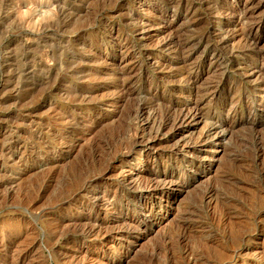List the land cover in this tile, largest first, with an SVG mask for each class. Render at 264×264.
Returning a JSON list of instances; mask_svg holds the SVG:
<instances>
[{"label":"rangeland","instance_id":"rangeland-1","mask_svg":"<svg viewBox=\"0 0 264 264\" xmlns=\"http://www.w3.org/2000/svg\"><path fill=\"white\" fill-rule=\"evenodd\" d=\"M179 7L169 0H0V264H264V92L241 75L236 64L247 58L221 54L223 64L209 74L215 94L205 108L233 113L217 151H196L190 163L186 154L170 156L172 141L132 146L137 106L167 96L161 91L169 77L155 61L172 55L148 33L161 27L165 11L184 39L214 25L207 7L197 8L195 26ZM122 54L128 57L119 64ZM206 57L201 46L192 60ZM154 172H172L178 182L152 194L160 191L151 185Z\"/></svg>","mask_w":264,"mask_h":264},{"label":"bare ground","instance_id":"bare-ground-1","mask_svg":"<svg viewBox=\"0 0 264 264\" xmlns=\"http://www.w3.org/2000/svg\"><path fill=\"white\" fill-rule=\"evenodd\" d=\"M6 1V0H5ZM176 2L177 6L184 10L183 17L186 18L188 25L195 26L200 21L201 18L198 15L197 8L200 6H205L209 10L211 18H213V26L206 29L197 39L195 38H181L180 32L173 30V25L171 21L165 19L166 15L169 14V11H165L163 16L161 17L162 25L157 30H154L152 33H148L149 36L154 41V47L156 49L161 50L172 55V59L169 60L166 58H159L155 61V66L160 71H164V74L169 77V80L165 79L167 83L163 85L161 93L167 96H163L161 98H157L156 95L149 96L152 98L150 101H142L137 106L135 112L136 124L134 123V129L132 131V146L143 144L145 147H149L154 145V143L160 142H169L172 141L170 145L169 152L170 156L174 155L178 157L179 155L186 154L189 157V162H193L192 157L196 155V151L201 152L206 147L210 146L215 151H217V146L220 145L222 140L229 133L232 124L229 120V117L233 115L231 114V109L229 108L225 113H221V115H217L215 112L210 110V108H205V104L212 99L215 94V85L212 79L209 77V74L219 68L221 64V54H227L232 57L242 56L248 59V63L245 65H238V69L241 70V75L244 76L247 80L250 81L253 85L252 87L258 89L259 92H264V47L261 46V42L264 41V34L260 33L261 24L264 20V15L259 13V9L262 6L264 0H169V3ZM5 3V2H4ZM7 3V2H6ZM36 3V2H35ZM167 3V2H166ZM32 4V3H31ZM34 4V3H33ZM38 4V3H37ZM56 4V3H55ZM57 5V4H56ZM73 6V5H72ZM170 5H168L169 7ZM35 7V6H34ZM40 7V6H39ZM163 7V6H162ZM173 7V8H172ZM172 9L175 7L172 5ZM179 7V8H180ZM33 8V7H32ZM204 8V7H201ZM30 9V8H29ZM164 9V8H163ZM176 10V9H174ZM181 10V9H180ZM207 10V11H208ZM159 11V10H158ZM173 11V10H172ZM206 11V12H207ZM181 12V11H180ZM204 12V11H203ZM262 12V11H261ZM149 13V12H147ZM264 13V11H263ZM151 14V11H150ZM177 12H173V16H176ZM2 15V14H1ZM206 15V14H205ZM11 17V16H10ZM168 17V16H167ZM40 18V17H39ZM43 18V17H41ZM51 18V16L49 17ZM48 18V20H49ZM156 18V17H155ZM178 18V17H177ZM210 18V19H211ZM45 19V18H44ZM43 19V20H44ZM148 19V17H147ZM160 19V18H159ZM21 20V19H20ZM151 20V19H150ZM184 20V19H183ZM181 20V21H183ZM208 20V19H207ZM141 21V20H140ZM211 21V20H210ZM209 21V22H210ZM22 22V21H20ZM18 20V23H20ZM143 23H146L142 21ZM141 22V23H142ZM17 23V22H16ZM24 23V22H23ZM28 23V21H27ZM39 23V22H38ZM46 23V22H45ZM160 22H158L159 24ZM21 24V23H20ZM47 24V23H46ZM138 24V23H137ZM207 24V22L205 23ZM22 25V24H21ZM24 25V24H23ZM37 25V24H36ZM142 25V24H141ZM150 26V24H148ZM175 25V24H174ZM180 25V24H179ZM202 25V24H201ZM200 25V26H201ZM204 25V24H203ZM41 26V24H40ZM43 26V24H42ZM41 26V27H42ZM160 26V25H159ZM208 26V25H207ZM206 26V27H207ZM44 27V26H43ZM47 27V26H45ZM141 27V26H140ZM158 27V26H157ZM19 28V27H18ZM22 29L24 28L21 27ZM146 28V27H145ZM152 28V27H151ZM20 29V28H19ZM41 29V28H40ZM178 29V28H177ZM200 29V28H199ZM21 30V29H20ZM24 30V29H23ZM22 30V31H23ZM27 30V29H26ZM62 30V29H61ZM141 31V29L139 30ZM138 31V32H139ZM147 31V30H145ZM153 31V30H152ZM16 32V31H15ZM95 32V31H94ZM199 32V30H198ZM25 34V33H24ZM49 34V33H48ZM29 36V35H28ZM91 36V34H90ZM143 36V35H142ZM94 37V36H93ZM184 37V36H183ZM22 38V37H21ZM57 38V37H56ZM124 38V37H123ZM30 39V38H29ZM32 41L34 38H31ZM141 39V38H140ZM119 40V39H118ZM30 41V40H28ZM27 42V41H26ZM125 42V41H124ZM122 42V45L123 43ZM151 42V40H150ZM36 43V41L34 42ZM111 43V42H110ZM119 43V42H118ZM139 43V42H138ZM146 43V42H145ZM29 44V43H28ZM33 44V43H32ZM49 44V43H48ZM121 44V43H120ZM24 45V44H23ZM37 45V44H36ZM51 45V44H50ZM109 45V44H108ZM147 45V44H146ZM263 45V44H262ZM203 46V51L208 52L209 57L205 59L192 60L194 54ZM29 47V46H27ZM33 47V45H32ZM91 47V46H90ZM127 47V46H126ZM149 47V45H148ZM25 48V47H24ZM31 48V47H30ZM29 48V49H30ZM86 48V47H85ZM113 48V47H112ZM116 48V47H115ZM82 49V48H81ZM87 49V48H86ZM89 49V48H88ZM107 49V48H106ZM119 49V48H118ZM7 50V49H6ZM10 50V49H8ZM19 50V49H18ZM117 50V49H116ZM202 50V49H200ZM25 51V50H24ZM27 51V50H26ZM32 51V50H31ZM85 51V50H84ZM91 50H89L90 52ZM155 51V50H154ZM10 52V51H9ZM12 52V51H11ZM15 52V51H14ZM29 52V51H28ZM34 52V51H33ZM32 52V53H33ZM92 52V51H91ZM94 52V51H93ZM121 52V51H120ZM128 52V51H127ZM202 52V51H201ZM88 53V52H87ZM200 53V52H199ZM10 54V53H9ZM12 54V53H11ZM14 54V53H13ZM24 54V53H23ZM204 55L203 53H201ZM8 55V54H7ZM17 54L15 53V56ZM32 55V54H30ZM118 55V54H117ZM197 55H199L197 53ZM201 55V56H202ZM15 56H13L15 58ZM25 56V55H24ZM28 56V54H27ZM226 56V55H225ZM17 57V56H16ZM22 57V55H21ZM31 57V56H30ZM45 57V56H44ZM128 56L122 54L119 56L118 63L124 64L126 58ZM204 57V56H203ZM241 59V58H240ZM30 60V58H29ZM223 60V59H222ZM230 60V59H229ZM46 61V60H45ZM104 61V60H103ZM228 62V61H227ZM233 62V61H232ZM4 63V62H3ZM32 63V62H31ZM48 63V61H47ZM103 63V62H102ZM109 63V62H108ZM229 63V62H228ZM107 65V64H106ZM111 65V64H110ZM232 65V64H231ZM30 66V65H29ZM33 66V65H32ZM206 66V67H205ZM49 67V66H48ZM106 67V66H105ZM109 67V66H108ZM17 68V67H16ZM113 70V68H111ZM223 69V68H222ZM31 70V69H30ZM19 71V70H18ZM230 70H228L229 72ZM239 72V71H238ZM15 73V72H14ZM27 73V72H26ZM93 73V72H92ZM121 73V72H120ZM226 73V72H225ZM47 74V73H46ZM89 74V73H87ZM213 74V72H212ZM95 75V74H94ZM117 75V74H116ZM221 75V74H220ZM239 75V74H237ZM233 76V75H232ZM236 76V75H235ZM89 77V76H88ZM87 77V78H88ZM92 77V75H91ZM90 77V78H91ZM98 77V76H97ZM115 77V76H114ZM237 77V76H236ZM239 77V76H238ZM241 77V76H240ZM239 77V78H240ZM238 78V79H239ZM92 79V78H91ZM94 79V78H93ZM118 79V78H117ZM160 79V78H159ZM218 79V78H216ZM48 81V80H47ZM112 81V79H111ZM238 82V81H237ZM51 83V82H50ZM163 83V82H162ZM111 84V83H110ZM126 84V83H125ZM158 84V83H157ZM218 84V81H217ZM228 84V83H227ZM237 84V83H236ZM248 84V83H247ZM250 84V83H249ZM250 84V85H251ZM119 85V84H118ZM245 85V84H244ZM243 85V87H244ZM45 86V85H44ZM43 87V86H42ZM116 87V86H115ZM129 87V86H128ZM237 87V86H236ZM113 88V87H112ZM251 88V87H250ZM229 89V88H228ZM234 89V88H233ZM247 89V88H246ZM152 90V89H151ZM223 90V89H222ZM230 90V89H229ZM228 90V91H229ZM249 90V89H248ZM112 91V90H109ZM116 91V90H115ZM239 91V90H238ZM257 91V90H255ZM103 92V91H102ZM114 92V91H113ZM219 92V91H218ZM224 92V91H223ZM237 92V91H236ZM254 92V91H253ZM108 93V92H107ZM111 93V92H109ZM255 93V92H254ZM258 93V92H257ZM128 94V93H127ZM218 94V93H217ZM236 94V93H235ZM252 94V93H251ZM250 94V95H251ZM112 95V94H111ZM118 95V94H117ZM125 95V94H124ZM234 95V94H233ZM249 95V97H250ZM256 95V93H255ZM120 96V95H119ZM126 96V95H125ZM224 96V95H223ZM238 96V95H237ZM260 96V95H259ZM262 98L264 97V93H262ZM69 97V96H68ZM115 97V96H114ZM124 97V96H123ZM148 97V96H147ZM148 97V98H149ZM232 97V96H231ZM239 97V96H238ZM248 97V96H247ZM146 98V97H145ZM235 98V97H234ZM256 98V97H255ZM110 99V98H109ZM239 99V98H238ZM251 99V98H250ZM105 100V99H104ZM242 100V99H241ZM245 100V99H244ZM248 100V99H246ZM255 100V99H254ZM184 101V102H182ZM212 101V100H211ZM214 101V100H213ZM240 101V100H239ZM253 101V100H252ZM262 101V100H261ZM247 102V101H246ZM250 102V101H249ZM254 102V101H253ZM225 103V102H224ZM255 103V102H254ZM209 104V103H208ZM207 104V106H208ZM233 104V103H232ZM236 104V103H235ZM259 104V103H258ZM120 105V104H118ZM212 105V104H211ZM247 105V104H246ZM252 105V104H250ZM249 105V106H250ZM262 105V104H261ZM112 106V105H111ZM216 106V105H215ZM229 106V105H228ZM231 106V104H230ZM254 106V105H253ZM212 107V106H211ZM247 107V106H246ZM235 108V107H234ZM239 108V107H238ZM119 110V109H118ZM252 110V109H251ZM236 113V112H235ZM255 114V112L253 113ZM249 115V114H248ZM250 118V117H249ZM248 118V119H249ZM234 119V118H233ZM232 121V120H231ZM250 121V120H249ZM234 122V121H233ZM252 122V121H251ZM198 125L202 123V126H199V130L196 132L190 130L189 133L186 126L191 124ZM252 125V124H251ZM133 126V125H132ZM253 127V126H252ZM35 131V130H34ZM71 131V130H70ZM178 135H180L178 137ZM229 135V134H228ZM12 136V135H11ZM71 136V135H70ZM54 137V136H53ZM130 137V136H129ZM261 139L259 136L256 137ZM70 139V138H69ZM263 139V138H262ZM66 142V141H65ZM73 142V141H72ZM258 142V141H257ZM255 142V143H257ZM261 142V141H260ZM264 142V141H263ZM67 143V142H66ZM69 143V142H68ZM109 143V142H108ZM254 143V144H255ZM65 144V143H64ZM168 144V143H167ZM31 145V144H30ZM66 145V144H65ZM74 145V144H73ZM130 145V144H129ZM162 145V144H161ZM257 145V144H256ZM259 145V144H258ZM262 145V144H261ZM76 146V144H75ZM157 146V145H156ZM155 146V147H156ZM166 146V145H165ZM255 146V145H254ZM264 146V145H263ZM262 146V147H263ZM72 147V146H71ZM99 148V145H98ZM123 148V147H122ZM127 148H130L127 146ZM134 148V147H133ZM139 148V147H138ZM136 148V149H138ZM159 148V147H158ZM96 149V148H95ZM125 149V148H124ZM146 149V148H145ZM151 149V147H150ZM153 149V148H152ZM156 149V148H155ZM258 149V147H257ZM261 149V148H260ZM64 150V149H63ZM127 150V149H126ZM135 150V148H134ZM255 150V148H254ZM68 151V150H66ZM132 151V150H131ZM261 153V150H259ZM65 152V151H64ZM120 152V151H119ZM118 152V153H119ZM124 153V150H122ZM121 152V153H122ZM130 152V151H129ZM128 153V152H127ZM255 153V152H254ZM67 154V153H66ZM94 154V153H93ZM160 154V153H159ZM167 154V153H166ZM257 154V153H256ZM264 154V153H262ZM198 155V154H197ZM258 155V154H257ZM151 156V155H150ZM159 156V155H158ZM184 156V155H183ZM208 156V155H207ZM122 157V156H121ZM162 157V156H161ZM169 157V156H168ZM206 157V155H205ZM254 157V156H253ZM253 157L251 159H253ZM257 157V156H255ZM118 158V157H117ZM173 158V157H172ZM175 158V157H174ZM209 158V157H208ZM13 159V158H12ZM196 159V158H195ZM199 159V158H198ZM207 159V158H206ZM261 159V158H260ZM121 160V159H120ZM128 160V159H127ZM213 160V159H212ZM103 161V160H102ZM140 161V160H139ZM143 161V160H142ZM157 161V160H156ZM164 161V160H163ZM168 161V160H167ZM256 161V160H255ZM262 161V160H261ZM260 161V162H261ZM264 161V160H263ZM158 162V161H157ZM160 162V161H159ZM180 162V161H179ZM200 162V161H199ZM234 162V161H233ZM258 162V161H256ZM122 163V162H121ZM163 163V162H162ZM167 163V162H166ZM170 163V162H169ZM209 163V162H208ZM155 164V163H154ZM196 164V162H195ZM178 165V164H177ZM204 165V164H203ZM182 166V165H180ZM149 167V166H148ZM167 167V166H166ZM173 167V166H172ZM176 167V165H175ZM204 167V166H203ZM249 168V167H248ZM147 169V168H146ZM124 170V169H123ZM126 170V169H125ZM204 170V169H203ZM119 171V170H118ZM131 171V170H130ZM158 171V170H157ZM121 172V170H120ZM246 172V171H245ZM125 173V172H124ZM128 173V172H127ZM130 174V173H129ZM116 175V174H115ZM140 175V174H139ZM121 176V174H120ZM148 176V175H146ZM151 180L153 183L151 185L152 188L160 190L159 192L153 191L152 194H157L160 192H164L171 188V186L175 183V179H173L172 172H161L152 174ZM125 177V176H124ZM138 177L137 175L135 176ZM142 177V176H141ZM144 177V176H143ZM142 177V178H143ZM230 177V176H229ZM132 178V177H131ZM140 178V177H139ZM146 178V177H144ZM125 179V178H124ZM134 180V177L132 178ZM130 179V180H132ZM138 179V178H137ZM150 179V178H148ZM232 179V178H231ZM132 180V181H133ZM81 181V180H80ZM97 181V180H96ZM127 181V180H126ZM147 181V180H146ZM230 181V180H229ZM234 181V179H233ZM260 181V180H259ZM135 182V181H134ZM133 182V183H134ZM137 182V181H136ZM135 182V183H136ZM140 182V181H138ZM144 183V180L142 181ZM180 182V181H179ZM236 182V179L234 183ZM238 182V180H237ZM236 182V184H237ZM240 182V181H239ZM127 183V182H126ZM131 183V182H130ZM129 183V184H130ZM131 183V184H133ZM146 183V182H145ZM150 183V182H149ZM87 185V184H86ZM89 185V184H88ZM136 185V184H135ZM138 185V183H137ZM136 185V186H137ZM142 185V183H141ZM149 185V184H147ZM150 185V186H151ZM246 185V184H245ZM149 186V188H150ZM240 186V185H239ZM238 186V187H239ZM247 186V185H246ZM90 187V186H89ZM233 187V186H232ZM243 187H245L243 185ZM81 188V187H80ZM80 188L78 190H80ZM84 188V187H83ZM94 188V186H93ZM135 188V187H134ZM214 188V187H213ZM237 188V187H236ZM236 188H233L234 190ZM242 188V186H241ZM248 188V187H245ZM250 188V187H249ZM89 189V188H88ZM87 189V190H88ZM133 189V188H132ZM140 189V188H139ZM145 189V188H144ZM209 189V188H208ZM244 189V188H243ZM86 190V191H87ZM92 190V189H91ZM212 190V188H211ZM216 190V189H213ZM247 190V189H246ZM89 191V190H88ZM205 191V190H204ZM218 191V190H217ZM260 191V190H259ZM80 192V191H79ZM91 192V191H90ZM150 192V191H149ZM219 192V191H218ZM238 192V191H237ZM257 192V191H256ZM76 193V192H75ZM220 193V192H219ZM233 193V192H232ZM77 194V193H76ZM88 193H84V196ZM94 194V193H93ZM205 194V193H203ZM218 194V193H216ZM222 194V193H220ZM228 194V193H227ZM257 194V193H256ZM263 194V193H260ZM89 195V194H88ZM205 198H207V202L211 204L214 202V198L212 194L209 192L205 194ZM219 195V194H218ZM216 195V196H218ZM239 195V194H238ZM245 195V193H244ZM249 195V194H248ZM90 196V195H89ZM94 196V195H93ZM97 196V195H96ZM102 196H104L102 194ZM220 196V195H219ZM232 196V195H231ZM261 195H259L260 197ZM88 197V196H86ZM105 197H108L107 195ZM203 197V196H202ZM201 197V198H202ZM226 197V196H224ZM233 197V196H232ZM237 197V196H236ZM262 197V196H261ZM83 198V197H82ZM102 198V197H101ZM158 198V197H157ZM200 198V199H201ZM219 198V197H218ZM241 198V196L239 197ZM243 198V197H242ZM241 198V199H242ZM245 198V197H244ZM253 198V197H252ZM264 197H262L263 199ZM76 199V197H75ZM93 200V197L91 198ZM147 199V198H146ZM154 199V198H153ZM160 199V198H158ZM216 199V197H215ZM222 199V197H220ZM226 199V198H225ZM224 199V200H225ZM230 199V198H228ZM233 199V198H232ZM240 199V200H241ZM257 199V198H256ZM261 199V200H262ZM82 200V199H80ZM89 200V199H88ZM217 200V199H216ZM223 200V199H222ZM239 200V201H240ZM244 200V199H242ZM241 200V201H242ZM246 200V199H245ZM244 200V201H245ZM249 200V197L247 201ZM45 201V200H44ZM79 201V200H78ZM167 201V200H166ZM206 201V200H205ZM227 201V200H226ZM237 201V200H236ZM77 202V201H76ZM96 202V201H95ZM105 202V201H104ZM103 202V203H104ZM110 202V201H109ZM204 202V201H203ZM218 202V201H217ZM231 202V201H230ZM234 202V200L232 201ZM251 202V200H250ZM248 201V203H250ZM253 202V201H252ZM255 202V200H254ZM253 202V203H254ZM94 203V201H93ZM107 203V201L105 202ZM104 203V204H105ZM166 203V202H165ZM251 203V204H253ZM83 204V203H82ZM100 204V203H99ZM151 204V203H150ZM205 204V203H203ZM215 204V203H214ZM224 204V203H222ZM221 204V205H222ZM228 204V203H227ZM226 204V205H227ZM232 204V203H231ZM230 204V205H231ZM235 204V202H234ZM236 208V205H234ZM238 204V203H237ZM243 204V203H241ZM240 204V205H241ZM247 204V203H246ZM92 205V204H91ZM103 205V204H102ZM107 205V204H106ZM207 205V204H206ZM212 205V204H211ZM239 205V206H240ZM245 206V204H243ZM249 205V204H248ZM101 206V205H100ZM146 206V205H145ZM171 206V204L169 205ZM210 206V205H209ZM214 206V205H213ZM216 206V205H215ZM255 206V205H254ZM54 207V206H53ZM52 207V209H53ZM57 207V206H56ZM63 207V206H62ZM104 207V206H103ZM109 207V206H107ZM106 207V209H107ZM142 207V206H141ZM207 207V206H206ZM223 207V206H222ZM221 207V209H222ZM247 207V205H246ZM249 207V206H248ZM102 208V207H101ZM212 208V207H211ZM215 208V207H213ZM217 208V207H216ZM215 208V209H216ZM224 208V207H223ZM238 208V206H237ZM236 208V209H237ZM147 209V208H146ZM145 209V210H146ZM212 210V211H215ZM229 209V208H228ZM226 209V210H228ZM241 209V208H239ZM243 209V208H242ZM241 209V210H242ZM249 209V208H248ZM220 210V209H219ZM232 212V208L230 209ZM238 210V209H237ZM247 209H245L246 211ZM243 211V210H242ZM242 213L244 214L243 212ZM249 211V210H248ZM99 212V210H98ZM146 212V211H145ZM153 212V211H152ZM164 212V211H163ZM188 212V211H187ZM191 212V211H190ZM211 212V211H210ZM228 212V211H227ZM150 213V212H149ZM212 213V212H211ZM147 214V213H146ZM165 214V213H164ZM228 214V213H227ZM250 215L249 213H247ZM246 215V212H245ZM247 215V216H248ZM183 216V215H182ZM181 216V217H182ZM210 216V215H209ZM230 216V214H229ZM239 216V215H238ZM213 217V216H212ZM215 217V215H214ZM236 217V215H235ZM234 217V218H235ZM249 217V216H248ZM143 218V217H142ZM187 219V218H186ZM212 219V218H211ZM216 219V218H215ZM218 219V218H217ZM233 219V218H232ZM240 219V218H239ZM244 219V217L242 218ZM247 219V217H246ZM139 220V219H138ZM143 220V219H142ZM241 220V219H240ZM145 221V220H144ZM190 221V220H189ZM249 221V220H248ZM156 222V221H155ZM199 222V221H198ZM201 222V221H200ZM243 222V221H241ZM247 222V220L245 221ZM182 223V222H181ZM215 223V222H214ZM97 224V223H96ZM99 224V223H98ZM198 224V223H197ZM201 224V223H200ZM203 224V223H202ZM257 224V223H255ZM91 225V224H90ZM181 225V224H179ZM249 225V224H248ZM251 225V224H250ZM249 225V227H250ZM96 226V225H94ZM100 226V225H98ZM186 226H188L186 224ZM243 226V224H242ZM239 225V227H242ZM97 227V226H96ZM180 227V226H179ZM184 227V226H183ZM198 227V226H197ZM237 227V226H236ZM246 227V226H245ZM249 227L243 228L249 231ZM257 227V226H256ZM190 228V227H189ZM188 228V230H189ZM194 228V227H193ZM230 228V227H229ZM253 228V227H251ZM250 228V229H251ZM259 228V227H258ZM92 228H90L91 230ZM181 229V228H180ZM184 229V228H183ZM220 229V228H219ZM255 229V228H254ZM264 229V228H263ZM95 230V229H94ZM97 230V229H96ZM185 230V229H184ZM187 230V229H186ZM185 230V231H186ZM202 228L200 229V231ZM236 232L239 229H234ZM245 230V231H247ZM98 231V230H97ZM102 231V230H101ZM127 231V230H126ZM190 231V230H189ZM199 231V230H198ZM197 231V232H198ZM230 231V230H229ZM227 231V232H229ZM233 231V229H232ZM251 231V230H250ZM254 231V230H253ZM90 232V231H89ZM94 232V231H93ZM257 232V230H256ZM78 233V232H77ZM91 233V232H90ZM132 233V232H131ZM130 233V234H131ZM182 233V232H181ZM184 233V232H183ZM182 233V235H183ZM189 233V232H186ZM226 233V232H224ZM230 233H232L230 231ZM238 233V232H237ZM240 233V232H239ZM242 233V232H241ZM245 233V232H244ZM252 233V232H251ZM66 234V233H65ZM129 234V235H130ZM193 234V233H192ZM204 235V233L202 232ZM201 234V236H202ZM236 234V233H232ZM243 234V233H242ZM255 234V233H254ZM98 235V234H97ZM199 235V233H198ZM214 235V234H213ZM224 235V234H223ZM230 235V234H229ZM228 235V237H229ZM241 234H238V236ZM244 235V234H243ZM124 236V235H122ZM234 235H232L233 238ZM248 236V235H247ZM188 237V236H187ZM198 237V236H197ZM238 239L237 235L234 236ZM122 237H120L121 239ZM183 238V237H182ZM231 238V240H233ZM241 238V237H240ZM239 238V239H240ZM119 239V238H118ZM186 239V238H184ZM190 239V238H189ZM252 239V238H251ZM235 240V239H234ZM233 240V241H234ZM264 240V239H263ZM128 241V240H127ZM232 241V242H233ZM239 242V240H237ZM236 241V243H237ZM223 242V241H222ZM241 242V240H240ZM259 242V241H258ZM231 243V242H230ZM244 243V242H243ZM242 243V244H243ZM120 244V242H119ZM222 244V243H221ZM225 244V243H224ZM113 245V244H112ZM121 245V244H120ZM204 246V245H203ZM209 246V244L207 245ZM223 246V245H222ZM233 246V245H232ZM205 250L208 248L205 244ZM212 246L210 245V248ZM218 247V246H217ZM221 247V246H220ZM230 247V246H229ZM240 247V246H239ZM187 248V247H186ZM213 248V247H212ZM201 249V247H200ZM214 249V248H213ZM220 249V248H219ZM216 249V250H219ZM233 249V248H231ZM230 249V250H231ZM237 249V247L235 248ZM102 250V249H101ZM175 250V249H174ZM212 250V249H211ZM215 250V249H214ZM204 251V250H203ZM202 251V252H203ZM235 252V250H233ZM192 252V250H191ZM209 253V251H207ZM212 252V251H211ZM233 252V253H234ZM255 252V251H254ZM188 253V252H187ZM220 253V252H219ZM232 253V252H231ZM236 253V252H235ZM242 253V252H241ZM246 253V252H245ZM250 253V252H249ZM248 253V254H249ZM252 253V252H251ZM227 254V253H223ZM244 254V251H243ZM167 255V254H166ZM184 255V254H183ZM191 255V254H190ZM193 255V254H192ZM202 255V254H201ZM209 255V254H208ZM213 255V254H210ZM216 255V254H215ZM214 255V256H215ZM218 255V254H217ZM251 255V254H250ZM121 256V255H120ZM222 256V255H220ZM229 254H227V257ZM239 256V255H237ZM236 256V259L238 258ZM192 257V256H189ZM195 257V256H193ZM205 257V256H203ZM213 257V256H212ZM226 258V256L223 255ZM242 257V256H241ZM196 258V257H195ZM214 258V257H213ZM217 259V257H215ZM219 258V257H218ZM223 258V259H225ZM233 258V257H232ZM243 258V257H242ZM241 258V260H242ZM261 258V257H260ZM264 258V256H263ZM198 259V257H197ZM196 259V261H197ZM246 259V258H245ZM194 260V259H193ZM202 260V259H201ZM204 260V259H203ZM227 260V259H226ZM79 261V260H78ZM199 261V260H198ZM197 261V262H198ZM205 261V260H204ZM229 261V260H228ZM233 261V260H232ZM236 261V260H235ZM202 262V261H201ZM223 262V261H222ZM193 263H195L193 261ZM231 263V262H230ZM226 264V263H225ZM243 264H245L243 262Z\"/></svg>","mask_w":264,"mask_h":264}]
</instances>
